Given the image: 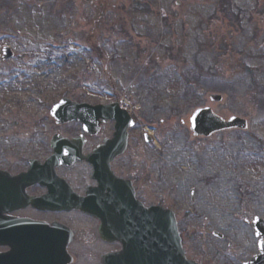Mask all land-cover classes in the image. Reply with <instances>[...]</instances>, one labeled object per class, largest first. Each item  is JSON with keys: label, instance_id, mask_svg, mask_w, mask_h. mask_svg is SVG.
<instances>
[{"label": "rangeland", "instance_id": "1", "mask_svg": "<svg viewBox=\"0 0 264 264\" xmlns=\"http://www.w3.org/2000/svg\"><path fill=\"white\" fill-rule=\"evenodd\" d=\"M4 47L14 53L6 62ZM215 94L221 103H209ZM64 98L127 100L136 133L155 132L144 200L176 214L188 258L250 259L244 220L264 218V0H0V169L20 172L50 154L52 135L78 132L50 116ZM202 107L247 120L249 131L193 137ZM146 150L157 163L146 164ZM76 218L60 219L79 236L96 228Z\"/></svg>", "mask_w": 264, "mask_h": 264}, {"label": "water", "instance_id": "2", "mask_svg": "<svg viewBox=\"0 0 264 264\" xmlns=\"http://www.w3.org/2000/svg\"><path fill=\"white\" fill-rule=\"evenodd\" d=\"M11 57L10 49L5 48L3 60ZM210 101L220 103L222 97L211 96ZM111 109L114 110V115L110 114ZM50 115L58 126L83 123L86 131L93 126L97 130L100 119L103 123L115 119L118 123L115 139L123 141L124 148L111 153L108 147H103L94 155L83 157L82 152L75 149L74 141L55 138L52 142L55 154L44 165L31 161L29 172L18 176L0 171V245H10L12 248L11 253L0 255V264L68 263L66 247L72 239L71 231L61 225L49 228L31 221L9 219L5 214L12 209L10 205L13 202L18 205L25 203L24 207L32 205L42 210H78L96 218L100 222V236L105 241L123 245V252L106 259L107 264H194L185 259L175 214L162 207L144 209L136 201L131 185L115 178L110 172V163L123 153L126 146L130 125L128 115L119 111L118 105L111 108L92 107L68 99L55 105ZM191 123V130L198 137H209L217 131L227 129L247 128L246 121L236 117L223 121L213 115L210 109L197 111ZM77 161H88L94 165L95 177L100 181L99 188L91 191L86 199L69 203L57 201L58 196L67 195L59 194V187H63V184H52L58 180L55 170ZM34 184L48 186L50 195L43 199L27 197L26 190ZM263 256L261 250L260 256L251 264L262 262Z\"/></svg>", "mask_w": 264, "mask_h": 264}, {"label": "flooded vegetation", "instance_id": "3", "mask_svg": "<svg viewBox=\"0 0 264 264\" xmlns=\"http://www.w3.org/2000/svg\"><path fill=\"white\" fill-rule=\"evenodd\" d=\"M138 56H141V54H137V59L139 58ZM146 56L147 57L145 58V60L148 63L149 61H151V59L148 58V54H146ZM160 76L163 78H161ZM157 77L160 79V85L166 86L167 84H170L171 80L168 74L161 73L158 74ZM143 85L147 86L148 82L145 81ZM164 89L167 88L165 87ZM119 101V99L115 98L114 101H111L107 104L99 105L111 108L114 104H119ZM109 111L111 115L115 114L113 109ZM128 117L130 118V125H128L130 127L126 135L127 141L125 150L120 156H118L111 162V171L117 178L127 181L131 184L132 188L134 189L137 201H139L143 206H145L146 208H150L152 206H159V204L147 205L146 200H144L146 199V195L144 193L143 188L145 185H147L144 184V182L146 178L148 180L150 174L144 173V165L142 164L143 155L145 154L144 146H147V149H149V153H152L154 147H156L155 143L157 141V137L154 131L151 135H146L144 132H142L141 134L136 133V130L139 128L141 121L137 115V112H135L134 109L128 111ZM99 123L100 126L97 131L96 126H93L91 127V131L89 133L84 132V126L82 124H76L77 126H79L78 132H71L67 135L55 133L54 135H52L47 145V149L49 150L50 154L37 160L44 164L46 160L53 155L52 142L55 138H63L69 141H74L73 145L75 146V149H77V151L79 152H82L83 156L93 155L96 151L103 147H108L111 153L121 151L124 148V143L123 141H117L115 139V130L118 125L117 121L113 119L108 120L106 123H103V120L100 119ZM146 152L148 153L147 150ZM150 157L151 158L147 161L146 164L154 165V163H157V161L153 158V155H150ZM28 171L29 166H27L24 170L20 172L11 173L13 175H18ZM55 174L62 180H55L56 182H52V184H63V187H59V194L63 193L67 195L64 197L58 196L57 201L63 200L65 203L87 198L88 193L93 191V189L97 188L100 184L95 179V170L93 165L88 162H77L71 167L64 165L56 169ZM49 195L50 188L42 184L33 185L32 187H29L26 190V196L29 198L43 199ZM20 206H23V203H21ZM13 208L15 209H12L13 211L6 215L7 218L40 222L50 227H53L56 224H62L70 228L71 232L73 233V236L70 244H68L66 247V258L68 262L67 264H107V261L105 263V259L107 257L120 253L123 250L122 245H120L119 243L104 241V239L100 236V223L94 218H91L79 211L66 212L45 209L42 210L33 208L31 206L20 207L19 209H17L18 204L16 203L13 205ZM68 215H77L79 219H76H78L79 222L92 221L96 224V228H87L86 230H84L87 231V235L84 236L81 233V235L79 236L75 228H72L69 224L63 222L60 219L61 217ZM247 217L248 218L245 220V222L250 226L253 232L254 252L251 253L250 259L247 262H243L242 264H250L252 260L258 258L260 250H263L264 253V222H262V224L259 223L260 225H257L256 227L253 224V220L257 218V216H251L247 214ZM63 232L65 233V231ZM216 237L218 239H223V235L221 234L216 235ZM231 244L232 243L230 242L229 245ZM11 251L12 248L10 245L4 247L0 246V254H7ZM185 254L187 257L188 254L186 250ZM187 259L192 261L188 257ZM196 262L199 264H203L199 261ZM258 264H264V257L262 262H259Z\"/></svg>", "mask_w": 264, "mask_h": 264}, {"label": "trees", "instance_id": "4", "mask_svg": "<svg viewBox=\"0 0 264 264\" xmlns=\"http://www.w3.org/2000/svg\"><path fill=\"white\" fill-rule=\"evenodd\" d=\"M227 0H223V2H226Z\"/></svg>", "mask_w": 264, "mask_h": 264}]
</instances>
